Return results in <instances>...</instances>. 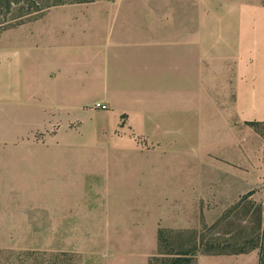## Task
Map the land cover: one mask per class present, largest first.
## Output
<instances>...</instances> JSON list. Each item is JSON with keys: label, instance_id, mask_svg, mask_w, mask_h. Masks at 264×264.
<instances>
[{"label": "crops", "instance_id": "1", "mask_svg": "<svg viewBox=\"0 0 264 264\" xmlns=\"http://www.w3.org/2000/svg\"><path fill=\"white\" fill-rule=\"evenodd\" d=\"M244 195L263 227L264 0L74 2L4 28L0 252L47 238L90 264L95 237L94 264H148L160 229H199Z\"/></svg>", "mask_w": 264, "mask_h": 264}, {"label": "rangeland", "instance_id": "2", "mask_svg": "<svg viewBox=\"0 0 264 264\" xmlns=\"http://www.w3.org/2000/svg\"><path fill=\"white\" fill-rule=\"evenodd\" d=\"M37 1L41 6H47L52 4L54 0ZM46 8L48 7H44L43 10ZM4 10L6 11V8ZM19 11H23L20 10V6L13 5L10 12L4 15L0 14V35L4 31L5 26H12L21 20L34 18L42 12H34L26 16L25 19L17 18L4 22V19L14 17ZM262 218L261 205L247 198V195H244L231 206H217L216 213L211 217V223H202L199 229H166L162 244L163 252L173 253L179 250H188L194 254L198 251L225 253L247 250L258 244L261 246L264 236V225L263 227L261 225ZM119 240L115 239L116 244H119ZM157 252L158 247L151 255L157 254ZM107 256L108 254H102L99 239L95 237L90 238L88 252L89 263L94 264ZM158 257L162 259L160 255ZM75 261H78V258L74 252L55 254V252L50 251L47 238L27 237L4 239V249L0 252V262L4 263L64 264ZM130 264H147V257L140 253L132 255Z\"/></svg>", "mask_w": 264, "mask_h": 264}, {"label": "trees", "instance_id": "3", "mask_svg": "<svg viewBox=\"0 0 264 264\" xmlns=\"http://www.w3.org/2000/svg\"><path fill=\"white\" fill-rule=\"evenodd\" d=\"M94 0H54L52 4L47 6H41L37 0H0V14H6L11 11L13 5H19L20 10L14 17L4 19V22H8L11 19H25L26 16L34 13L42 11L44 7H51L54 5L65 4V3H74V2H89ZM6 8V11L4 10ZM5 11V12H4ZM25 20H21L18 23H15L12 26L18 25ZM5 26L4 28L12 27ZM253 124V122H251ZM166 229H160L158 232V252L157 254L162 257L159 259L157 254H153L148 258V264H195L194 253L189 252L188 250H179L178 252L167 253L163 252L162 244L163 238L165 236ZM264 235V234H263ZM209 251V250H206ZM194 254V255H193ZM264 264V236L262 238V243L260 246V254H259V263Z\"/></svg>", "mask_w": 264, "mask_h": 264}, {"label": "built area", "instance_id": "4", "mask_svg": "<svg viewBox=\"0 0 264 264\" xmlns=\"http://www.w3.org/2000/svg\"><path fill=\"white\" fill-rule=\"evenodd\" d=\"M94 107H95V108H105V105H104V103H102V102H96V103L94 104Z\"/></svg>", "mask_w": 264, "mask_h": 264}]
</instances>
